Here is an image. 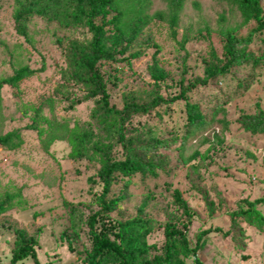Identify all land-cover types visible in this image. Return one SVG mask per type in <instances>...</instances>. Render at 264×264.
<instances>
[{
    "label": "rangeland",
    "instance_id": "1",
    "mask_svg": "<svg viewBox=\"0 0 264 264\" xmlns=\"http://www.w3.org/2000/svg\"><path fill=\"white\" fill-rule=\"evenodd\" d=\"M15 1L0 0V80L26 66L43 70L18 88L6 85L1 91L0 135L21 129L24 145L14 152L0 148V199L9 194L14 205L0 216V262L10 264L15 231L23 229L37 239L43 264H83L92 250L87 221L100 210L102 193L97 177L100 155L92 147L106 145L113 160L123 159L124 151L117 127L94 117V100L69 109L85 92L63 78L68 67L66 48L72 41L88 42V29L63 28L57 21L36 16L28 23L31 41L27 42L15 29ZM128 3L135 10L142 5L150 21L133 46L139 58L99 65L111 104L118 109L133 101L143 104L154 99L150 67L155 53L169 75L160 83V93L170 99L181 93L183 81L188 87L204 77L207 65L217 62L213 52L224 59L228 31L246 37L256 27L228 0H184L174 29L168 0ZM157 14L164 19L156 18ZM247 51L256 57L264 53V32L254 37ZM187 98L199 104L211 120L187 142L185 101L133 116L127 123L128 138L161 141L159 151L150 157L160 156L166 166L157 177L117 178L110 198L125 196L116 211L99 218L97 230L108 232L114 240L110 233L118 231L120 222L141 215L154 225L147 237L153 258L164 253L167 225L184 230L192 248L202 232L211 229L202 236L198 253L203 264H264V205L250 208L244 202L264 198V135L248 133L238 123L243 114L264 111V64L235 66L208 86L190 91ZM35 122L46 131L43 138L26 128ZM76 126L90 132L91 138L84 144L86 158L73 160L69 134ZM90 178L97 183L91 184ZM177 191L187 202L189 215L175 201ZM184 262L195 264L192 256Z\"/></svg>",
    "mask_w": 264,
    "mask_h": 264
},
{
    "label": "trees",
    "instance_id": "2",
    "mask_svg": "<svg viewBox=\"0 0 264 264\" xmlns=\"http://www.w3.org/2000/svg\"><path fill=\"white\" fill-rule=\"evenodd\" d=\"M129 1L131 0H16L13 15L15 29L18 35L30 42L28 23L33 17L38 16L57 21L63 28L85 26L91 34V39L88 42L72 41L66 48L68 67L63 78L67 84L72 82L85 92L84 97L74 101L69 109L83 101L94 100L96 105L94 117L101 124L117 127L118 143L123 148L124 157L121 160H113L106 145L95 143L92 147L94 154L100 155L101 168L97 177L102 184V193L98 196L100 210L92 213L87 221L92 240V250L87 261L83 264H185L184 258L191 256L194 258L195 264H203L198 258V253L203 246L202 236L212 232L211 229L203 231L197 246L192 248L184 230L175 225H167L163 255L150 258L147 237L152 233L154 226L150 220L139 215L131 220L120 222L117 225L118 231L113 230L110 233L114 236V240L110 238L108 232L100 233L97 230V224L101 216L116 211L120 207L122 197L125 196L110 198L117 178H129L137 174H149L157 177L158 170L164 169L166 166L165 160L160 156L150 157L152 152L159 151L161 146L159 139H144L140 136L127 137L126 125L133 116H145L163 105L185 101L188 129L184 135V142H187L211 123L202 107L197 103L190 102L187 94L199 87L208 86L213 80L228 74L235 66L246 64L260 66L264 64V53L256 57L247 51V48L253 43L254 37L264 32L262 0H228L238 6L248 21H254L256 27L246 37H239L233 31H228L224 46V59H220L213 52V57L217 62L207 65L204 77L196 78L188 87L184 86L183 81L181 93L166 99L160 93V83L166 81L169 75L160 67L158 53H155L150 67L151 77L154 80V99L143 104L133 101L126 104L124 108L118 109L111 104L108 84L99 65L104 61L125 62L140 56L138 52H133V46L148 25L150 17L142 5L138 10H135V7L131 6L133 4L128 3ZM168 2L172 9L169 21L174 29L177 26L184 0H168ZM113 12L114 15L107 21L106 18ZM155 17L159 20L164 19L162 14H157ZM100 19L101 23L98 22ZM110 27L112 28L109 29ZM184 45L185 43L182 48H185ZM42 70L43 68L34 70L26 66L17 69L13 76L1 79L0 101L4 86L7 85L16 89L24 80ZM67 84L61 87L64 88ZM238 123L248 133L264 135V111L257 114H243ZM35 124L36 122L26 128L36 130L39 137L43 138L46 131L38 129ZM52 126V123L49 124V129ZM214 137H217L216 133H214ZM90 138V132L80 131L77 126L70 131L69 141L72 146L70 157L73 160L86 158L87 153L84 151V144ZM23 145L24 138L21 129L0 135V148L3 150L14 152ZM192 159L194 158H190V160ZM89 182L91 184L97 183L92 178L89 179ZM175 201L189 215V206L182 199L179 191L175 194ZM244 202L250 208H255L264 205V198L256 199L253 202L248 200ZM13 207V197L6 194L3 199H0V216ZM37 248L38 241L34 236H31L26 230L16 229L10 264H19L26 260H32L33 264H43L39 259ZM0 264L2 263L0 262Z\"/></svg>",
    "mask_w": 264,
    "mask_h": 264
}]
</instances>
